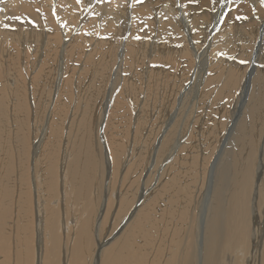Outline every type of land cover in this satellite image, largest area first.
I'll use <instances>...</instances> for the list:
<instances>
[{
    "label": "bare ground",
    "instance_id": "6f19581e",
    "mask_svg": "<svg viewBox=\"0 0 264 264\" xmlns=\"http://www.w3.org/2000/svg\"><path fill=\"white\" fill-rule=\"evenodd\" d=\"M133 1H137V0H79V2H78V0H0V67H2L3 69H7L6 71H3V72L0 71V80L3 81V87H2V89H0V112L3 110V105H4L3 103H4L5 99H7L6 98L7 95L12 98V96L10 94L13 93L18 98L16 110L18 111V113H19V111H21L23 114H25L24 98L27 99L26 98V88H27L26 85L28 84V81H30L29 82L30 86L31 85L33 86L34 84H32V81H38L40 79V77L43 76L42 74L44 72L42 74H40V73L42 71L41 69L45 65H48V67L51 66V68L54 69V70H52L53 74L50 77H52L51 79L53 81L51 80V82H53V86H55V88L53 86H51V87L53 88L54 92L57 91V98H60L62 95H64V97H62L64 99H68V97L69 98H73V96L71 95L72 93H70V91H71L70 90V87H71L70 85H72L74 83L75 79L78 76H80V73L82 71H83V73L85 72L84 71L85 69H87V71L90 70V74H88V75L92 78L97 73L95 71H92L91 66H93V65H95V66H97V65H107V64L110 65L111 64L110 65V69L107 66V68L109 70H111L112 65L116 64L115 61H117V64L120 63V65H122L123 69H124V67L125 68L128 67L130 70L128 68L127 69L130 71V73H131V68L134 67V65L136 66V62H139V64H142L143 62L147 61V64L148 63H154L155 65H160L161 64V66H160L161 68H159V66L158 67L156 66V68L153 69V70L149 69L150 67L149 68H145V70L140 71V73H136V71H135V75H133V76H132V74H130V77H129V79L127 81H125L124 79H122V81L120 80L122 83L124 81L127 84L129 82L132 83L133 82L132 80H135V81L139 80L140 82H137V83H141V86L143 87V91H144L142 93H145V97L146 98H148V94L150 93L149 91L151 90L150 89V84L154 80L164 81V82H162V83H164V86H167V83H169V82H177V81H179V83L180 82L183 83L184 81L190 80V78H189L190 76L188 77V75L190 73L193 74V72H194V78L192 77L193 80L191 81V83H192V85L198 84L199 86L200 85L202 86V87H200L201 90L199 91V95L202 96L201 98H203V96L205 95L204 91H206L208 89V87L210 85H213V84L216 85L214 87V90L209 89V90H211V92H208V93L214 94V95H216V93H217L216 97L222 98V97H224L223 96L224 92L228 90L230 92V95L228 94L229 95L228 97L229 98H231V97L233 98L234 95H236L235 93L237 91L242 92V90L244 89L243 88L244 83L246 81L250 80V72L246 73V69H248L252 65L251 64V60L253 59L254 60V64H253L254 67H256V62L258 64H260L261 67L258 66L257 67L258 69H253L252 68V70H254L255 75L252 78L253 79L252 80V85H251L252 89H251L250 94L248 96L247 104H246V106L244 108V115L241 118H237L236 117L237 121L234 123V125L235 124L236 125L234 127V130L233 129L231 130L232 133L234 131V133L231 134L232 138H230L231 139L230 144H233V146H230L228 148H224V150L221 152V154L223 155V158H222L221 162L218 163V165L215 166L216 168H215V173L213 172L214 174H212V171H211V174H210L211 166L208 167V162H206L207 165L205 163L203 165V163H202L203 170L199 172L200 174L202 173L201 174L202 175L201 176L202 180H200L202 185L200 186L201 188L199 187V189H198V191L196 193V196H195V202L198 201V204H196V205H199L198 208H197L199 210L196 212V210H195L196 208H195L194 209L195 212L193 213L194 215L196 213L195 217H197V219L194 218L193 221H195V224H196V226H195L196 227V233L195 232L194 233L196 234V237H197L198 241H197L196 245L193 244L192 242H191V244L188 245V243L185 242L187 244H182V248H177V247H180V245H181L180 240H178L176 242L173 241L174 242L173 244L175 245L176 249L174 248L175 250H173V252H171L169 260H172V261L168 262V264H176V263H179V264H219V262L221 261L220 257H222L221 255L224 252H231V250H232V246L231 245H233L235 240L242 241L243 243H248L249 241L252 242L251 245H252L254 251H253L252 255L247 253L250 256V257H248L250 261L247 264H264V248H263L264 247L263 246L264 245V209H263V211L261 210L263 212L262 213L263 214V219H260L262 217L259 214L260 212L258 211V208H257L258 205H260V203H258L259 202L258 201V197H259L260 191H261L260 182L264 181V179H263V175H264L263 174V171H264V160H263L264 159V123L263 124L260 123L261 119L263 117V114H264V113L261 114V112H260L261 110L264 109V100H263L264 99V59H263L262 64L258 62V57L263 56L262 53H260V52H264V0H224V2L222 0H145L142 4H139L141 2L138 3V1H137V3H135ZM128 4L130 5V7H128ZM223 4L225 5V8H227L226 11H223L225 8L221 7V5H223ZM162 5L164 6V8L162 7ZM45 7H47V9ZM35 8L39 11V13L38 12H34V10H36ZM223 12H225L224 18L222 17ZM128 13H131V16H130L131 18H129L127 20ZM40 16L53 17L55 19V20H53L54 24L52 23L50 18H48V19L46 18L47 22H44L45 26H43V21L41 20ZM27 17L28 18H32L33 17V19L38 23V25H36V27H34L32 25H28L26 23V21H25ZM21 19L24 20V22H22ZM82 19L85 20L86 23L88 22V24L82 26L85 23L82 22L83 23L82 24L81 22L78 21V20H82ZM29 21H31V20L29 19ZM213 21H216V23L213 22ZM77 22H78V24H76ZM79 23L82 24L81 28H80V24ZM211 24H213V26H211ZM75 28L80 29V30H77ZM76 31L77 32L79 31V32L76 34ZM259 31L261 32V34H259ZM108 33H110V34L111 33L112 34L115 33L116 35L118 33H120V34H126V36L124 35L125 39L123 41H121V42H118V38L116 39V37H115V40L113 39L114 41L113 40L111 41V40H107L108 38L104 39V38H106L105 35H107ZM129 35H131V36H129ZM133 35H137L142 40H140L139 42H136L137 41V39H136L134 41L132 39ZM210 35H212V39H211L212 42H214L216 40H221V42H223V43H221L220 41H218V42L221 43L220 44L221 45L220 48L218 47V46H220V45H218L219 43L217 44L218 46L216 44H211V45L207 44L206 47L204 46L206 44H200V43L197 44L196 41L198 39H201V41H203V40L206 41L207 37L210 36ZM110 36H112V35H110ZM200 36H203V38H201ZM258 36H259V41L256 43V38ZM121 37H122V35H121ZM230 38L231 39L234 38V40L232 39L233 42L231 44H230L231 41H229ZM159 39H162V40H159ZM250 39H253L252 42L251 41L248 42V40H250ZM64 41H69V42H64ZM237 41L241 42L239 46H237ZM260 41L262 42L261 44H259ZM171 45L177 46V47H173ZM215 45H216V47H215ZM222 45H223V47H222ZM203 46L205 48L209 47L207 61H203V60L200 59V55L203 53V50L205 49V48L204 49L202 48ZM262 46H263V48H262ZM121 47H123V49ZM229 47L238 48L239 50H243V51H245L246 49L250 50V55L251 56L249 55L250 58L248 57V59H247V63H248L247 67H240V66L236 65L235 63L228 64L230 62L226 60V57H225L224 53H225L226 48H229ZM120 48L122 50H120ZM8 50H10L9 51L10 53L8 52ZM221 51H224L223 54L222 55H218L219 53H221ZM227 53H229V52H227ZM235 56L233 58H235ZM180 59H181L182 63L186 62L187 65H186V69L180 68V72L178 71L179 74L177 76L175 74H174L175 76L170 75L172 72L171 73L169 72L170 73L169 74L168 72L164 71L165 69L162 68L163 67L162 65L165 64V65H170V66L172 65V69H173V66H176V64L177 65L179 64L178 61ZM21 61L23 62L22 66H21V63H20ZM72 63H76V64H78V66L81 65V67L79 68L80 72L78 71L79 69L74 67V66L73 67H69L70 65L71 66L73 65ZM226 64H228V67L225 66ZM95 66H94V68H95ZM179 66H180V64H179ZM97 67H99V66H97ZM167 67L168 66H166V69H167ZM195 67H196V71H195ZM94 68H93V70H94ZM100 68H101V66H100ZM100 68H97V69H100ZM102 68H101V70L104 71V68L103 69ZM121 68L119 67L118 69L120 70ZM175 69H177V68H175ZM126 70H124V71H126ZM128 70H127V72H128ZM87 71L85 73H87ZM167 71H169V70L167 69ZM170 71H172V70H170ZM49 72H48V74H49ZM195 72H196V74H195ZM25 73H27V74L30 73V74H28L26 76ZM68 73H69V75H68ZM108 73L109 72H107V75H108ZM210 73H214V77H209L207 75V74H210ZM64 75H65V77H62ZM74 75L76 76V78H75ZM112 75H114V74H112ZM116 75L119 77L120 74L118 75L116 73ZM206 75H207V77H206ZM22 76H24V77H22ZM86 77H87V75H85V78ZM145 77H146V79H145ZM91 78L89 79L88 84L85 86V89L83 90V94H82L81 87H80L81 98H83V96L87 97V98L86 97L84 98V101H86V99H87V101L84 102V104H85L84 108H86L85 113L83 112L84 113V119H83L84 122L83 123L81 122V124H82L81 128H83V130L85 129L84 133L83 132L82 133L86 134L85 135L86 137L83 136L84 138H82L81 143H79L76 147L71 146L72 148H76V151L78 153L79 149H83V146L81 148L80 144H82V145H89V144L91 145V144H93L91 146V148L89 149L90 152L88 151L89 154L87 153L89 155V157H88V163L89 164H90L89 160L93 161V163L97 162V161L100 162V160H99L100 159V157H99L100 155H98V153H100V152H98L97 141H96V144L94 143V140L92 142V138H93L94 134H93V132H92L93 135L89 134V132L91 130L89 129L90 127H88V125L91 126L89 123H92V122L89 119L91 113H90V111H87V107L92 104V99H91L92 96H91V94L96 92L95 88H93V86L91 84V83H93L91 81H93L94 79L92 80ZM102 80H104V79H102ZM117 80H119V79L117 78ZM49 81H48V83L51 84V82H49ZM120 81H118V82L120 83ZM201 81H202V84L200 83ZM94 82H95V80H94ZM96 82H97V80H96ZM112 82H113V80H112ZM81 84H82V82H81ZM106 85H108V84H106ZM171 85H173V84L171 83ZM124 86H125V84H124ZM204 86H205V88H204ZM95 87L97 88V86H95ZM156 87H157V85H156ZM193 87H191L190 90H188V91H191V93L193 91L195 93L196 90L193 89ZM36 88H37V86H36ZM162 88H161V90H164ZM179 88H180V86H179ZM182 88H183V86H182ZM77 89H79L78 86H77ZM175 89H176V87H175ZM27 90H28V88H27ZM50 90H49V92H50ZM179 90L181 91V88ZM37 91H38V89H37ZM180 91H178V92H180ZM51 92H53V91L51 90ZM154 92H153V94H154ZM140 93H141V91H140ZM165 93H166L167 98L170 97V96L167 95L168 94L167 92H165ZM109 94H111V93H109ZM73 95L75 96V94H73ZM194 95L196 96L198 94L195 93ZM113 96H111V98ZM160 96H158V98ZM75 97H74V99H75ZM149 97H150V95H149ZM176 97H178V96L176 95ZM208 97H209V95H208ZM34 98H35V96H34ZM55 98H56V96H55ZM48 99L51 100V98H49V97L47 98V100ZM88 99H91V101L88 100ZM12 100H14V99H12ZM79 100H80V98H79ZM81 100H83V99H81ZM150 100H148V102ZM154 100H156V99H154ZM154 100L152 102H154ZM105 101L107 102V100H105ZM169 101L171 102V99H169ZM106 102H104L103 104L105 105ZM120 102H122V101H120ZM128 102H130V101H128ZM209 102H210V100H209ZM155 103H156V101H155ZM10 104H12V103H10ZM109 104H110V102H109ZM120 104H122V106H124L123 103H120ZM179 104H181V99H180V103ZM57 105L58 104H56V106ZM115 105H116V103H115ZM115 105H113V107ZM119 105H116V106L119 107ZM126 105H128V104H126ZM148 105H149V103H148ZM54 106L55 105L53 104V108H54ZM63 106H65V104ZM69 106H71V105H68L67 107H69ZM110 106H112V105L110 104ZM210 106H212L211 103H210ZM49 107H50V105H49ZM74 107H75V105H74ZM118 107H116L117 109L115 108L117 111H118ZM120 107H119V112L123 110V108H122V110H120ZM144 107H145V104L142 105L139 113L136 116H134L133 118L129 117L130 120L128 122H130L131 124L134 123L136 125V122L138 123V121L140 119L139 118V114L143 113ZM61 108H62V106H61ZM64 108L62 109L63 111L60 110L61 113H60L59 116H63V112L65 113V109ZM107 108H108L107 106H103V108H101L100 112H99V114H100L99 117L103 113L108 114L107 118L105 117L106 119L105 118H104L105 120L103 119V122L105 121L104 122L105 124H103V122L101 121V117H100L99 121H101L102 124H103L101 127L102 128L104 127L102 136H104L106 138L105 141H106L107 148H108L107 152L109 150V153H107V157H105V156L104 157L106 158L107 164H109L108 160L110 161V159H111L112 164H113L112 166L114 168V166L116 164L115 163L116 162L115 161L116 152H118V151L120 152L122 150V146L121 145H123V144L121 143V145L119 146L118 149L114 148L115 144H113L114 142H112L113 141L112 138H109L110 136H108V132H110V131L107 132V128H108L109 124H112L111 126H114L115 123H113V121H112L113 120L112 117H114V116H111L112 112L114 113V111H112V109L111 110L110 109L107 110ZM191 108H193V107L191 106ZM57 110H58V108H57ZM116 110H115V113L117 112ZM78 111H79V109H78ZM209 111H211V110H209ZM46 112H47V115H48L49 112L48 111H46ZM56 112L54 111V113H56ZM119 112H118V114L121 113V112L120 113ZM115 113L113 115H115ZM195 113H197V112H195ZM68 114L70 115V113H68ZM115 116H117V115H115ZM120 116H119V118H120ZM129 116H130V114H129ZM232 116H234V114ZM52 117H53V115H52ZM70 118L71 117H69V120H70ZM122 119H124V118L122 117ZM110 120L112 121V123L110 122ZM172 120H174V119H172ZM117 121H115V122H117ZM8 122H9V120H8ZM98 122H97V124H98ZM170 123H172V121L165 125V128H166L165 130L167 132L164 134V136L163 135L161 136V134H160L161 139L159 140L160 141L159 144L162 145L163 143H166L165 146L168 147L166 149H169V152L172 153L175 149L177 150V148H176L177 145H176L175 142H172L173 136H174V131H173L174 128L172 127L169 130L170 125H171ZM49 124H51V123H49ZM117 124H118V122H117ZM217 124L221 125L220 123H217ZM127 125L129 126L128 123H127ZM173 125H175V124L173 123ZM11 126H10V128H11ZM48 126H50V125H48ZM56 127H58V125H56L54 127V129ZM121 127H122V125L119 126L118 128L121 129ZM98 128H99V125H98ZM224 128H226V124H225ZM46 129H47V127H46ZM46 129L39 127V128L35 129V132L43 134V132L46 131ZM120 129H118V130H120ZM210 129H212V128L210 127ZM36 130H38V131H36ZM48 130H50V129H48ZM112 130H116V129H112ZM208 130H209V126H208ZM54 131L56 132V130H54ZM218 131H217V133H220V131L219 132ZM226 131H228V130L226 129ZM119 132H121V131H119ZM79 133H80V129H79ZM215 134H216V132H215ZM215 134H214V136H215ZM39 136H43V135H39ZM200 136H203V135H200ZM218 137L219 136H217V138ZM46 138L48 139V136ZM120 138H122V137H120ZM217 138L216 139L212 138V139H214V142H216ZM206 139H208V138H206ZM210 139H211V137H210ZM77 140H78L77 141V143H78L79 142V138ZM259 140H260L259 146L257 147V143H258ZM119 141H121V139ZM174 141H175V139H174ZM201 142H202V140H201ZM33 144H34V141H33ZM102 144H105V143H102ZM8 145L6 144L5 138L0 135V167L2 169L6 170V171L3 172V175H0V180H1L0 181V220L3 223H4L5 209H6L4 207L6 206V203H7L6 199H7V197L9 195H12V194H10V192H11L10 187L12 185L11 178H12V175H13V173H12L13 167H12V161L8 160V157L11 154V148L8 147ZM21 145L24 147V143H22ZM125 145L126 144H124V146ZM209 145L211 146V144H209ZM101 146L105 147L104 145H101ZM197 146H199V145H197ZM212 146H213V144H212ZM212 146H211V148H212ZM64 147L69 149L68 145L67 146L64 145ZM71 147H70V150H72ZM12 148H13V146H12ZM38 148H39V142H38V144L36 143L34 145V149L35 150L38 149ZM125 148H126V146H125ZM182 148H183V146L180 149H182ZM103 149L105 150V148H103ZM186 149H188V147H186ZM83 151H84V154H86L87 150L86 151L83 150ZM133 151H135V150H133ZM183 151H184V149H183ZM194 151H195V149H194ZM199 151H200V149H199ZM14 152L15 151L13 149V153ZM102 152L104 153V151H102ZM130 152H132V151L128 150L126 152L127 153L126 154L127 158H129L128 157V153H130ZM18 153H20V152H18ZM171 153H169V154H171ZM16 154H17V152H16ZM34 154H35V157H36L37 154L35 152H34ZM78 154H80V153H78ZM20 155H23V153L21 152ZM71 155H72L71 153L70 154L68 153L67 154V158L63 159L64 163L60 166V176L58 178L59 179V183H60L59 186H61L60 194H62L65 191L66 188L64 189V187L68 185L67 184L68 182L66 183L67 185H65L66 179L68 180L70 178L69 180H71L74 183V185L76 184L77 187H78L79 182H80V181H76L75 180L76 178L74 177L75 176L74 173H76V172H75V165L73 163L74 160L73 161L69 160V156H70V159L73 158ZM126 155H124V156H126ZM175 155H176V153H175ZM63 156L61 158H63ZM73 156H74V158L77 157V156H79V158L81 157L80 155H73ZM131 156L132 155L130 154V157ZM178 156H179V154H178ZM178 156H176V157L174 156L175 159H177ZM184 156L186 158H187V156L189 157V155H184ZM193 156H196V154L195 155L193 154ZM199 156H200V153H199ZM199 156L197 155L196 157H199ZM29 157L31 158V156H29ZM35 157H34V161H35ZM51 157L54 159V155L51 156ZM85 157H87V156H85ZM14 158H16V157H14ZM193 158H195V157H192L190 159H193ZM209 158H210V156H209ZM215 158L214 159L212 158L213 159L212 161H214ZM129 159H126L125 162L126 163L130 162L131 160H129ZM190 159H189V161H190ZM200 159H202V157ZM255 159L258 161L257 162L258 163L257 166L255 165L256 162H254ZM51 160L52 159H50L49 161L50 162L54 161V160L53 161H51ZM77 160H79V159H77ZM101 161H103V160H101ZM106 161H104V162H106ZM189 161H187V162L189 163ZM210 161H211V159H210ZM50 162H47L45 164L44 169H43L44 170V172H43V180H39V185L43 188V193H47V195L52 190V188H51L52 180L51 181L49 180V176H50V173L53 174V169L51 171V163ZM174 162H176V161H174ZM174 162H172V165L170 166L171 168L170 169L168 168L169 169V174H170L171 169L174 168V165H175V168L178 167L177 166L179 164V163L177 164L178 160L176 162L177 165ZM14 163H16V162L14 161ZM85 163H87V161L83 162V164H84V167H86L85 171L86 170L88 171L89 170L88 167H90L91 165L87 166L89 164L87 163L85 165ZM183 163H185V162H183ZM154 164H156V163L154 162ZM189 164L191 166H195V164L192 165L191 162ZM96 166H99V165H96ZM101 166H105V165H101ZM33 167L34 166H32L30 164V171L31 170L33 171ZM195 167L196 168L193 167L194 171L197 170V168L199 166L196 165ZM256 167L258 168L259 173H257V178H255V182L254 183L256 184L255 185L256 189L254 191L255 187L253 188V191L255 192V194H254L252 202H251L250 201V190H249L250 189V178L252 177V175H254ZM98 168L99 167H97L96 171H98ZM107 168H109V165L107 166ZM187 168H188V166H187ZM191 168L189 167V170L187 169V172L184 171L186 173H184L183 171L181 173L180 170H179V172L178 171L177 172L181 173V175H183V177H182L183 179L185 178V176L188 179H190V178H192V176H191L192 174L190 175V177H188V176H189L190 173H193V172H190ZM208 168H209V170H208ZM72 169H73V173L71 172ZM77 169H78V166H77L76 170ZM92 169H95V168L92 167ZM92 169H91V172L94 171ZM179 169H180V167H179ZM183 170H184V167H183ZM85 171L83 170L82 172H85ZM80 173H81V171H80ZM87 173L86 174L83 173L84 175H82V174H78V175H81L80 178L83 177V176L84 177L88 176L90 178L91 177L90 171L87 172ZM172 173H174V172H172ZM38 174L36 175V177H38ZM94 174H97V173H94ZM111 174H113V173H111ZM169 174H167V175H169ZM198 175L196 177L199 178L200 175L199 176ZM30 176H31V174H30ZM33 176H35V175H33ZM104 176H106V175H104ZM57 177H58V175H57ZM169 177H170V179H169L170 183H165V184L162 183L163 184L161 186L162 188L159 191L157 190L158 191L157 195H154V194L157 193V191L154 192V190H153L152 192H154V193H153V195L151 193L152 196H151V198H149L150 202L148 204L146 203L144 205V207L147 206V205L149 206L151 204H152V206L156 207V203L159 201L160 198H163L166 195L167 191H169L170 195H171L172 192L176 193V191H172L170 193V189L173 188V190H175L176 187H174L173 185L174 184H180V183H175V182H177L176 179L179 178V177L177 176V178H176L175 174H174V176L170 174V176H168V178ZM31 178H34V177L31 176ZM92 178H94V180H95V177H92ZM35 179H37V178H35ZM35 179H33V180H35ZM194 179H195V177H194ZM4 180H7L9 182L5 181V184H3ZM180 180H182V179H180ZM180 180H179V182H180ZM22 181L24 182L25 178H22ZM30 181H31V179H30ZM183 181H182V183H183ZM196 181H197V179H196ZM110 182H111V180H110ZM198 182L199 181H197V184L199 185ZM171 183H172V185H171ZM192 183L194 184L195 182H192ZM254 183H252V185ZM39 185H38V187L37 186L35 187V192H34L35 193L34 194L35 195V199H34V197H32L33 201L32 200L30 201L31 196H30V198H28V195H26V192H25L24 189L19 190V192L21 191L22 201H23L22 204L24 206L23 208L20 209L22 216L26 215L28 213L29 209L31 210L32 203L34 204L33 205V208H34V211H35V213H34L35 219L34 220H35L36 224L32 220H30V221H32V223L35 224V225L34 224L33 225L36 227V233H37V237H38V241H37L38 245L40 244V239H41L40 235L42 234V227H46V225H47V222H45V219H43V213H42V207L43 206H42V201H41L43 199L44 200V204H45L47 198L45 196L44 197L43 196H40V197L38 196V194L40 193V192L37 193L39 191V189H40ZM195 185H193V186L195 187ZM182 186H183V184H182ZM186 186H187V184H186ZM70 188H71V186H70ZM177 188H178L177 189V191H178L179 187L177 186ZM185 188H189V187H185ZM196 188L195 189L192 188V189H194L196 191ZM180 189H182V188H180ZM76 190H77V188H76ZM80 190H82V189H80ZM73 191H72V193H75ZM180 192L182 193V191H180ZM189 192L191 193V190H189ZM15 193H17L16 190L14 191L13 194H15ZM31 193L33 194V190H32ZM67 193L68 192H66V196H67ZM108 193H110V192H108ZM142 193L143 192H141V194ZM32 194H30V195H32ZM71 194H69V196L72 197L73 195H71ZM119 194H121V193L119 192ZM169 194H168V197L170 196ZM177 194H178V192H177ZM77 195H78V193H77ZM106 195H107V193H106ZM186 195H187V192H186ZM62 196H64V193H63ZM123 196H125V195H123ZM148 196H149L148 193H147V196H146V193L141 195V200L143 201V203L145 202V200H146V198ZM16 197H14V198H16ZM71 197H68V199L70 200ZM172 197H174L173 194H172ZM190 197L194 198V192H193V196H191V194H190ZM169 198H171V197H169ZM49 199H47V200H49ZM152 199H153V201H152ZM182 199H184V198H182ZM63 200H65V199H63ZM165 200H163V201H165ZM190 200L191 199H189V201ZM13 201H16V200H13ZM61 201L62 200H60L58 202H61ZM124 202L126 203L127 201H124ZM168 202H169V200H168ZM193 202H194V199L192 200V203L191 202L190 203L193 204ZM250 202L252 204L251 206H249ZM143 203L141 205H143ZM91 205H92V203H91ZM157 205H158V203H157ZM180 205H181V203H180ZM131 206H133V205H131ZM189 206H186V207H189ZM192 206H194V204ZM59 207H60V205H59ZM61 207H63V206H61ZM186 207H183V208H186ZM194 207H192V208H194ZM45 208H46V206H45ZM183 208H181V209H183ZM49 209H52V208H47V211H46L47 215H51V214L54 215L53 214L54 210L52 211V210H49ZM129 209H130V207H129ZM162 210H165V209H163V207H162ZM186 210H187V208H186ZM254 210H256V211H254ZM149 211H150V207L146 208V212H149ZM165 212H167V211H165ZM188 212H190V211H188ZM30 213H32V212H30ZM139 213H141V212H139ZM135 214H136V212H135ZM249 214L250 215L252 214V217H251V220L253 222V224H252L253 225V229L251 230L252 232L250 231L251 222L249 224V216H250ZM61 215H64V214H61ZM182 215H184V214L182 213ZM31 216H32V214H31ZM57 216L58 215H56L55 217H57ZM175 216H177V219L179 218L178 215H175ZM30 217L28 219H30ZM151 217H154V216H151ZM51 218H52V216H51ZM156 218L157 217H155V219ZM53 219L56 220L55 218H53ZM76 219H78V218H76ZM162 219L165 221L167 218L165 219L164 216L162 215ZM184 219H186L184 216H180V219H178V222L185 221ZM46 221H47V218H46ZM51 222H52V220H51ZM60 222H63V221L60 220ZM66 222H63V224L60 225L61 227H59V228H62V230L64 231L63 233H68L69 230L71 229V227L74 226V225L72 226L69 222H68L69 224L66 223ZM128 222H129V220H128ZM157 222H158V219H157ZM166 222H168V221H165L164 223H166ZM30 223L28 222L26 225H24V223H23V226H25L28 229V226H29ZM56 223H58V222H56ZM173 224L174 223H172V225ZM190 224H191V221H190ZM48 225H50V223ZM193 225H194V223H193ZM1 226H4V225H1ZM23 226H22V228H24ZM34 226H33V229H34ZM259 226H262V227H259ZM180 227H182L181 224H180ZM180 227L179 226L175 227L176 229H174V230L176 231ZM248 227H250L249 231H248ZM51 228H52V226H51ZM127 228H128V226H127ZM47 229H48V227H47ZM164 229H166V228H164ZM32 231H34V230H32ZM122 231H121V233H122ZM128 231H129V228L126 230L125 233L121 234L119 232L120 233L119 238L117 236V238L119 239V244L116 245V242H115L114 247H113V253L112 254H107L105 256V259L102 258L103 259L102 260L103 264H105V263L106 264H131L132 263V261H130L131 256H129V255L126 256L128 251L124 252V250H123L124 249V247H123L124 245H126L127 248L130 247L128 240H126L125 238H130L131 237L132 230L129 231V232ZM162 231H163V229H162ZM186 231H188V230H186ZM23 232H25V230ZM46 232L47 231H45V233ZM51 232L53 234L52 230H51ZM171 232H173V231H171ZM260 232L262 233L261 235H260ZM178 233H180V232H178ZM251 234H253V235L250 236ZM121 235H123L124 238ZM10 238H12V237H10ZM187 238H189V236H186V239ZM103 242H105V241H103ZM106 243H108V242H106ZM23 244H25V243H23ZM187 245L190 246V247H189V249L186 250V246ZM103 246H106V245L103 244ZM195 246H196V248H195ZM104 249H102V250H104ZM237 249H239V248L237 247ZM180 250H182V251H180ZM40 251H41V249H40ZM40 251H39V255H38V259H37L38 261H37L36 264H40V262H39V260H41L40 259ZM249 251L250 250H248V252ZM238 252H240V251L238 250ZM167 253H168V251H167ZM18 254H20V253L18 252ZM229 255H231V254H229ZM96 256H94V257H96ZM125 256H126V258H125ZM167 257H169V256H167ZM231 258L232 257H230V259ZM93 259H95V258H93ZM164 259H165V257H164ZM178 260H179V262H178ZM92 261H94V260H92ZM64 262H66V261L64 260ZM242 263L246 264V261L243 260ZM66 264H68V263L66 262ZM240 264H241V262H240Z\"/></svg>",
    "mask_w": 264,
    "mask_h": 264
},
{
    "label": "rangeland",
    "instance_id": "374dc122",
    "mask_svg": "<svg viewBox=\"0 0 264 264\" xmlns=\"http://www.w3.org/2000/svg\"><path fill=\"white\" fill-rule=\"evenodd\" d=\"M137 1H138V3L141 2L139 4H142L145 0H137ZM137 1H133V2L137 3ZM222 1L224 2V0H222ZM163 5H162V7L164 8ZM128 7H130L129 4H128ZM221 7L225 8V5L223 4V5H221ZM45 8L47 9V7H45ZM226 10H227V8H225L223 11H226ZM34 12H38L39 13V11L37 9L34 10ZM224 15H225V12H223V14H222L223 18H224ZM130 16H131V13H128L127 20L129 18H131ZM27 18H26L25 21H26V23L28 25H32L34 27H36V25H38V23L33 19V17L32 18H28V19ZM40 18L43 21V26H45L44 22H47L48 18H50V20L54 24L53 20H55V19L53 17L40 16ZM29 19L31 21H29ZM78 21L81 22V23L82 22L85 23V24L82 23L83 25L81 23H79L80 24V28L82 26L88 24V22L86 23L85 20H83V19L82 20H78ZM22 22H24V20H22ZM213 22L216 23V21H213ZM76 24H78V22ZM211 26H213V24H211ZM75 29H77V28H75ZM77 30H80V29H77ZM78 32L76 31V34ZM259 34H261L260 31H259ZM110 35H112V36H110ZM121 35H122V37H121ZM124 35L126 36V34L118 33L116 35L115 33H113V34L112 33L111 34L108 33L107 35H105L106 38H104V39L108 38L107 40H111L112 41L113 39L115 40V37H116V39L118 38V42H121V41H123L125 39ZM129 36H131V35H129ZM200 37L203 38V36H200ZM208 37H207L206 41L205 40L201 41V39H198L196 41L197 44L198 43L206 44V45H204L206 47L207 44H210V45L211 44H216L217 45L219 43L218 45H220L221 43H223V42H221V40H216V41L212 42L211 41L212 35H210ZM132 39L134 41L137 39L136 42H139L140 40H142L137 35H133ZM232 39L234 40V38H232ZM232 39L230 38V40H229V41H231L230 44L233 42ZM159 40H162V39H159ZM252 40L253 39H250V40H248V42L249 41L252 42ZM69 41H64V42H69ZM218 41H220L221 43L218 42ZM258 41H259V36L256 38V43ZM240 43H241L240 41H237V46H239ZM261 43L262 42L260 41L259 44H261ZM216 45H215V47H216ZM171 46H173V45H171ZM204 46L202 47L203 49L205 48ZM173 47H177V46H173ZM218 47L220 48L221 45L218 46ZM222 47H223V45H222ZM121 48L123 49V47H121ZM121 48H120V50H122ZM262 48H263V46H262ZM9 51L10 50H8V52ZM208 51H209V47H207V48H205L203 50V53L200 55V59L201 60L207 61V59H208ZM226 51L229 52V53H227ZM223 52L224 51H221V53H219L218 55H222ZM260 53H262L263 56L258 57V62L262 64L263 59H264V52H260ZM224 55L226 57V60L230 62L228 64L235 63L236 65H238L240 67H247V64H248L247 63V59H248V57L250 55V50L246 49L245 51H243V50H239L238 48L229 47V48H226ZM234 56H235V58H233ZM180 61H181V59L178 61L180 66H179V64L178 65L176 64V66H173V69H172V65L170 66V65H165V64L162 65L163 66L162 68L165 69L164 71H166L168 73L172 72L171 74L169 73L170 75H172V76L176 75L177 76L179 74V72H180V68L186 69V65H187L186 62H184L185 63L184 64V63H182V61L181 62ZM20 63H21V66H22L23 62L21 61ZM115 63L117 64V61H115ZM72 64L73 65L72 66L70 65L69 67H73L74 66V67H76L78 69L81 67V65L78 66V64H76V63H72ZM116 64L112 65L111 70H109L111 64L110 65L109 64H107V65H97L99 67H97L95 65L91 66L92 71H95L97 73L94 76L95 78L94 77L91 78L88 75V74H90V70L87 71V69L84 70L85 72L87 71V73H85V72L83 73V71L81 70L82 72L80 73V76H78L77 78L74 75L76 79H75L74 83L72 85H70L71 86L70 87V90H71L70 93H72L71 95L73 96V98H69L68 97V99L62 98V97H64V95H62L60 98H57V91L54 92L53 88L51 87V86H53V82H51V80H52L51 78L52 77H50V76H52V74H53L52 70H54V69L51 68V66L48 67V65L43 66V68L41 69L42 71H41L40 74H42L43 72L45 74L43 73L42 74L43 76L40 77V79L38 81H32V84H34L33 86L32 85L30 86V83H29L30 81H28L29 85L28 84L26 85L28 90L26 88V98L27 99L24 98L25 114H23L21 111H19V113H18V111L16 110L18 98L13 93L10 94L12 96V98L7 95V97H6L7 99H5V101L3 103L4 104L3 105V110L0 112V135L5 138L6 144L7 145L9 144L8 147L11 148V154L8 157V160L12 161V167H13L12 173H13V175H12V178H11L12 185L10 187V190H11L10 194H12V195H9L7 197V199H6L7 203H6V206L4 207V208L7 209V210L5 209L4 223L0 220V264H28V263L29 264H34V263L36 264L37 261H38L37 259H38V255H39L40 249H41V251H40V259L41 260H39L40 264H66V262L68 264H92V263L93 264H97L98 262H99L98 264H103L102 260L105 259V256L107 254H112L113 253V247H114L115 242H116V245L119 244V239L118 238H119V235H120L121 231L123 230L122 233H125L128 228H129V231L132 230L131 237L130 238H125V239L128 240L129 245H130L131 248L130 247L127 248L126 245H124L123 246L124 247L123 250H124V252L128 251L127 254L126 253L125 254H126V256L127 255L131 256L130 261H132L133 264H141V263L142 264H168V262L172 261V260H169L171 252H173V250L176 249L175 245L173 244L174 242L180 240L181 245H180V247H177V248H182V244H187L188 243V245H189V244H191V242L196 245L198 239H197L196 234H195L196 233V227H195L196 224H195V221H193V220H194V218L197 219V217H195L196 213H195V215L193 213L195 212V210H196V212L199 210V209H197L199 205H196V204H198V201L195 202L196 193H197L199 187L202 185V183L200 181V180H202V178H201V176H202L201 174L202 173L200 174L199 172L203 170L204 163L207 165L206 162H208V167L211 166L210 174H211V171H212V174H214L215 173V168H216L215 166L218 165V163H220L222 158H223V155L221 154V152L224 150V148H228L230 146H233V144H230V142H231L230 138H232L231 134H233L234 131L232 133L231 130L232 129L234 130V127L236 125V124L234 125V123L237 121L236 117L237 118H241L244 115V108H245V106L247 104V99H248V96H249L250 91L252 89V87H251L252 80H253L252 78L255 75L254 70H252V68L253 69H258L257 67L260 66V64H258L256 62V67H254V65H253L254 64V60L253 59L251 60V64L252 65L248 69H246V73L250 72V80H248V81H246L244 83V85H243L244 89L242 90V92L237 91L235 93L236 95H234L233 98L232 97L231 98L228 97L230 95V92L228 90L224 92V94H223L224 97H222V98L216 97L217 93H216V95L208 93V92H211V90H214V87L216 86L215 84L210 85L208 87V89L206 91H204L205 95L203 96V98H201L202 96L199 95V91L201 90L200 87H202V86L201 85L199 86L198 84L192 85V83H191V81L194 78V72H193V74L190 73L191 75L190 74L188 75V77L190 76L189 77L190 80L184 81L183 83H181V82L179 83V81H177V82H169V83H167V86H164V83H162L164 81L154 80L155 82L153 81L150 84V89L151 90L149 91L150 93L148 94V98H146L145 97V93H142L144 91H143V87L141 86V83H137V82H140L139 80L138 81L137 80L136 81L132 80L133 82L132 83L129 82L128 84L126 82H124V81L122 83L121 81H122V79L127 81L129 79V77H130V74H132V76L135 75V71H136V73H140V71H143V70H145V68H149V67H150L149 69H152V70L155 69L156 66L157 67L159 66V68H161L160 67L161 64L160 65H155L154 63H148L147 64V61L143 62L142 64H139V62H136V66L134 65V67L131 68V73H130V71H129L130 69L128 67H126V68L124 67V69H123V67H122V65H120V63L117 64V65ZM228 64H226L225 66L228 67ZM94 66H95V68H94ZM100 66H101V68L104 66L103 67L104 71L101 70ZM107 66H108L109 69L107 68ZM166 66H168V67L170 66L169 67L170 69L167 67V69L169 71H167ZM119 67L120 68L122 67L120 69L122 72L118 69ZM93 68H94V70H93ZM97 68H100V69H97ZM175 68H177L178 70L175 69ZM126 69L128 70V72H127ZM6 70L7 69H3L2 67H0V71L1 72L6 71ZM124 70H126V71H124ZM170 70H172V71H170ZM78 71L80 72V69ZM195 71H196V67H195ZM48 72H49V74H48ZM107 72H109L108 75H107ZM116 73L118 75L120 74L119 77L116 75ZM25 74L27 76L30 73H28V74L25 73ZM112 74H114L115 76L112 75ZM195 74H196V72H195ZM68 75H69V73H68ZM85 75H87L88 78L87 77L85 78ZM207 75L209 77H214V73H210V74H207ZM207 75H206V77H207ZM22 77H24V76H22ZM62 77H65V75L62 76ZM146 77H145V79H146ZM90 78L92 80L93 79L95 80V82H94V80L91 81V82H93L91 84H92L93 88H95L96 92L91 94V96H92V98H91L92 99V104L87 107V111H90V113H91L89 119L92 122V123H89L91 126L88 125V127H90L89 129L91 130L90 131L91 133L89 132V134H91V135L94 134L93 138H92V142L94 140V143L96 144V141H97V145L98 146L97 145L96 146L98 148V152H100V153H98V155H100L99 156L100 157V159H99L100 162L97 161V162L93 163V161L89 160V162H90V164H89L88 163V157H89L88 151L90 152L89 149L91 148V146L93 144H91V145L90 144L89 145L80 144L81 148L83 146V149H79L78 150V153H80V154L77 153L76 148H72L71 146L76 147L79 143H81L82 138H84L83 136L86 135V134H83L85 129L83 130V128H81V125H82L81 122L82 123L84 122L83 119H84V113H85V110H86V108H84L85 107L84 102H86L87 99H86V101H84V98L86 96L85 97L83 96V98H81L80 87H81V91H82V94H83V90L85 89V86L88 84ZM117 78L119 80H117ZM102 79H104V80H102ZM96 80H97V82H96ZM112 80H113V82H112ZM48 81L51 82V84H49ZM118 81H120V83ZM202 81L200 82L201 84H202ZM81 82H82V84H81ZM171 83L173 85H171ZM106 84H108V85H106ZM124 84H125V86H124ZM94 85L97 86V88ZM156 85H157V87H156ZM36 86H37V88H36ZM77 86H78L79 89H77ZM179 86L181 88V91L179 90L180 89ZM182 86H183V88H182ZM205 86H204V88H205ZM2 87H3V81L0 80V89H2ZM53 87L55 88V86H53ZM160 87L161 88L163 87L162 89H164V90H161ZM175 87H176V89H175ZM191 87H193V89L196 90L195 93L198 94V95L195 96L194 95L195 93L193 91H192L193 94L191 93V91H188V90H190ZM37 89H38V91H37ZM50 89L53 92H51ZM209 89H211V90H209ZM49 90H50V92H49ZM140 91H141V93H140ZM178 91H180V92H178ZM153 92H154V94H153ZM165 92H167V93L169 92L170 93V94L168 93L167 95L170 96L168 98L171 99V102L167 98ZM109 93H111V94H109ZM73 94H75L76 97ZM149 95H150V97H149ZM176 95L178 97H176ZM208 95H209V97H208ZM34 96H35V98H34ZM55 96H56V98H55ZM111 96H113V97L111 98ZM158 96H160V97L158 98ZM46 97L47 98L48 97L51 98V100L50 99L47 100ZM74 97H75V99H74ZM79 98H80V100H79ZM12 99H14V100H12ZM81 99H83V100H81ZM91 99H88V100L91 101ZM154 99H156V100H154ZM180 99H181V104H179L180 103ZM208 99L210 100V102H209ZM105 100H107V102ZM148 100H150V101L148 102ZM153 100H154V102H152ZM120 101H122V102H120ZM128 101H130V102H128ZM155 101H156V103H155ZM104 102H106L105 105L103 104ZM109 102H110V104L112 106H110ZM10 103H12V104H10ZM63 103L65 104V106H63L64 105ZM115 103H116V105H119L120 103H123L124 106H122V104L119 105V107L121 106L120 110H122V108H123V110L120 111L121 113L119 112V107L116 106ZM148 103H149V105H148ZM210 103H211L212 106H210ZM53 104L55 105L54 106L55 109L53 108ZM56 104H58V105L56 106ZM126 104H128V105H126ZM143 104H145L144 111H143L142 114H139V118L140 119H139L138 123L136 122V125H135L134 123L131 124L130 122H128L131 117L133 118L134 116H136L139 113V111H140V109H141ZM240 104L242 106L243 105L244 106L242 107ZM49 105H50V107H49ZM68 105H71V106L67 107ZM74 105H75V107H74ZM113 105L118 107V111L116 110L117 108L115 106L113 107ZM61 106H62V108H61ZM103 106H107L108 107L107 110L108 109H110V110L112 109V111H114V113H115V110L117 111L115 113V115H117V116L113 115L114 114L113 112H112L111 116H114V117H112L113 118V120H112L113 123H115V125H116L117 122H118V124L116 126L114 124H113L114 126H111L112 124H109V126L107 128V132L110 131V132H108V136H110L109 138H112V140H113L112 142H114L113 144H115L114 148L118 149L119 146L121 145V143L123 144V145H121L122 146V150L120 152L119 151L116 152V158H115V161H116L115 163L116 164H115L114 168L112 166L113 164H112L111 159H110V161L108 160L109 164H107V161H106V158H105V157H107V153H109V150L107 152L108 148H107V144H106V141H105L106 138L104 136H102L104 127L102 128L101 126L103 124H105L104 123L105 121L103 122V119L105 117L107 118L108 114L103 113L100 116L101 117V121L103 122V124H102V122L99 121V119H100L99 112H100V109L103 108ZM191 106L193 108H191ZM57 108H58L59 111L57 110ZM63 108L65 109V113L63 112V116H59L60 113H61L60 110L63 111L62 110ZM78 109H79V111H78ZM209 110H211V111H209ZM46 111L49 112L48 115H47ZM54 111L55 112L57 111V112L54 113ZM118 112L120 114H118ZM195 112H197V113H195ZM260 112H261V114H263L264 113V109L261 110ZM68 113H70V115ZM129 114H130V116H129ZM233 114H234V116H232ZM52 115H53V117H52ZM119 116H120V118H119ZM69 117H71L70 118L71 121L69 120ZM122 117L124 119H122ZM172 119H174V120H172ZM8 120H9V122H8ZM114 120L115 121L118 120V121L115 122ZM263 120H264V114H263V117H262L261 122H260L261 124L264 123ZM112 121L110 120L111 123H112ZM171 121H172V123H170V124L172 126L170 125L169 130L173 127L174 128V130H173L174 131V136H175V137L173 136L172 142H175L176 145H177V147H176L177 150L179 149L178 151L175 149L172 152L173 154L171 152H169V149H166V148H168L167 146H165L166 143H163L162 145L159 144L160 143L159 140L161 139V136L162 135L164 136V134L167 132L165 130L166 129L165 125L168 124ZM48 122L51 123V124H49ZM97 122H98V124H97ZM127 123L129 124V126L127 125ZM173 123L175 125H173ZM217 123H220L221 125H218ZM225 124H226V128H224ZM48 125H50V126H48ZM56 125H58V127H56L54 129V127ZM98 125H99V128H98ZM121 125H122L121 129L118 128ZM10 126H11V128H10ZM38 126L40 128H44V129H46V127H47V129H46V131L43 132V134L37 133V132H35V129L39 128ZM208 126H209V130H208ZM110 127L112 129H116V130H112ZM210 127L212 129H210ZM48 129H50V130H48ZM79 129H80V133H79ZM118 129H120V130H118ZM226 129L228 131H226ZM54 130H56V132ZM218 130L220 131V133H217ZM36 131H38V130H36ZM119 131H121V132H119ZM92 132H93V134H92ZM215 132H216V134H215ZM160 134H161V136H160ZM214 134H215V136H214ZM39 135H43V136H39ZM200 135H203V136H200ZM47 136H48V139L46 138ZM217 136H219V137L217 138ZM77 137L79 138V142L78 143H77V141H78ZM120 137H122V138H120ZM210 137H211V139H210ZM206 138H208V139H206ZM212 138H214V139L217 138L216 142H214V139H212ZM120 139H121V141H119ZM174 139H175V141H174ZM200 139L202 140V142H201ZM115 140L118 143L119 142L120 143L118 144ZM33 141H34V144H33ZM38 142H39V148L35 150L34 149V145L36 143L38 144ZM259 142H260V140L257 143V147L259 146ZM22 143H24V147L21 145ZM102 143H105V144H102ZM124 144H126L125 145L126 148H125ZM209 144H211V146L213 144L212 148H211V146ZM64 145H66V146L68 145L69 149L64 147ZM101 145H104L105 147H102ZM197 145H199L200 147L197 146ZM12 146H13V148H12ZM178 146L180 148L183 146V148L180 149ZM70 147H71L72 150H70ZM186 147H188V149H186ZM103 148H105L106 151ZM13 149L15 151L14 153H13ZM183 149H184V151H183ZM194 149H195V151H194ZM199 149H200V151H199ZM83 150H85V151L87 150L86 154L87 153L88 154L87 155L84 154ZM128 150L132 151V152L128 153V157L130 159L127 158V155H126L127 154L126 152ZM133 150H135V151H133ZM102 151H104L105 154ZM16 152H17V154H16ZM18 152H20V153H18ZM21 152L23 153V155H20ZM34 152L37 154L36 157H35ZM174 152L176 153V155H175ZM68 153L69 154L71 153L72 154L71 156L73 158H74L73 155H80L81 156L80 158H79V156H77L74 159L72 157H71L72 159H70V156H69V160H71V161L74 160L73 163L75 165V172H76V173H74L75 174L74 177L76 178L75 180L76 181H80V182H79V185L77 187L76 184L74 185V183L71 180H69L70 178L68 180L66 179L65 185H67V184L68 185L64 187V189L65 188L66 189L63 192L64 196H62L63 193L60 194L61 186H59L60 183H59V179L58 178L60 176V166L64 163L63 159L67 158V154ZM169 153H171V154H169ZM199 153H200V156H199ZM130 154L132 155L131 157L133 159L130 157ZM178 154H179V156H178ZM193 154L194 155L196 154V156L198 155L199 157L193 156ZM53 155H54V159L51 157ZM124 155H126V156H124ZM184 155H189V157L187 156L188 159ZM29 156H31V158ZM62 156H63V158H61ZM85 156H87V157H85ZM174 156L175 157L178 156L177 159H175ZM209 156H210V158H209ZM14 157H16V158H14ZM34 157H35V161H34ZM192 157H195V158L190 159ZM201 157H202V159H200ZM125 158L129 159L131 161L126 163L125 162L126 161ZM212 158L213 159L215 158V160L212 161L213 160ZM50 159H52L51 161H53V160L54 161L50 162L49 161ZM77 159H79V160H77ZM189 159H190V161H189ZM210 159H211V161H210ZM101 160H103V161H101ZM177 160H178V162H177ZM255 160H254V162H256L255 165L257 166L258 165V163H257L258 161L257 160L255 161ZM14 161L16 163H14ZM85 161H87V163L89 164L87 166L91 165L90 167H88V169H89L88 171L87 170L85 171L86 167H84V164H83V162H85ZM104 161H106V162H104ZM174 161H176L177 164L178 163L179 164L177 165L176 162H174ZM187 161H189V163L191 162L192 165L195 164V166L196 165L199 166L197 168V170L194 171V168H196V167L195 166H191ZM47 162L51 163V171L53 169V174L50 173V176H49V180L50 181L52 180V182H51L52 190L48 194L49 196L47 195V193H43V188L39 185V180H43V172H44L43 169H44L45 164ZM154 162L156 164H154ZM172 162H174L178 167L176 166L177 168H175V165H174V168L172 167L173 169H171L170 174L173 175V176L175 174L176 178L178 176L180 179H182V180H180L179 178H177L176 179L177 182H175V183H180L181 185L180 184H174L173 186L176 187V189L175 190H173V188L170 189V193L172 191H176V193L172 192L171 195H170L169 191H167L168 193L166 192V195L163 198H160L159 201L157 202L158 205L156 203V207L152 206V204L149 205V206L147 205V206L144 207V205L146 203L148 204L150 202L149 198H151V196L153 195V193L155 191H157V190L159 191L162 188L161 186L163 184L170 183V180H169L170 177L168 178V176H170L169 169L171 168L170 166L172 165ZM183 162H185V163H183ZM29 163L32 166H34L33 167V171L32 170L30 171V164ZM87 163H85V165ZM202 163H203V165H202ZM96 165H99V166H96ZM101 165H105V166H101ZM108 165H109V168H107ZM77 166H78V169L76 170ZM187 166H188V168H187ZM92 167H94L95 169H92ZM97 167H99L98 171H96ZM179 167H180V169H179ZM183 167H184V170H183ZM189 167L190 168L192 167L190 172H193V173L189 172L190 174L188 173L189 174L188 177H190V175L192 174L191 175L192 178L188 179L185 176V178L183 179L182 178L183 175H181V173H182V171L183 172L184 171L187 172V169L189 170ZM82 169L86 173L90 171L91 177L89 178L88 176L87 177L83 176V177H81L82 178L81 179L80 178L81 175H78V174H82V175L86 174L85 172H82L83 171ZM91 169L94 170V171L91 172ZM179 170H180L181 173H178ZM208 170H209V168H208ZM4 171H6V170L2 169L0 167V175H3ZM80 171H81V173H80ZM71 172L73 173V169H72ZM172 172H174V173H172ZM186 172H184V173H186ZM29 173L34 178H31ZM36 173L38 174V177H36V175H37ZM94 173H97V174H94ZM111 173H113V174H111ZM197 173L200 175V177H199L200 179L198 177H196L198 175ZM257 173H259V171H258V168L256 167L254 175H252V177L250 178V189L249 190H250V201L251 202H252L253 196L255 194L254 191L256 189V186H255L256 184L254 182H255V178H257ZM167 174H169V175H167ZM263 174H264V171H263ZM33 175H35V176H33ZM57 175H58V177H57ZM104 175H106V176H104ZM193 176L195 177V179H194ZM92 177H95V180ZM22 178H25L24 182L22 181ZM35 178H37V179H35ZM30 179H31V181H30ZM33 179H35V180H33ZM178 179L180 180V182H179ZM196 179H197V181H199L198 182L199 185L197 184ZM263 179H264V175H263ZM110 180H111V182H110ZM5 181H7V180H4L3 184H5ZM182 181H183V183H182ZM189 181L191 183L192 182H195V183L191 184ZM7 182H9V181H7ZM252 183H254V184L252 185ZM182 184H183V186H182ZM186 184H187V186H186ZM260 184H261V186H260L261 187V191H260V195L258 197V201H259L258 203H260V205H258L257 208H258V211L260 212L259 214L262 217L260 219H263V214H262L263 212L262 211L264 209V204H263L264 203V181L260 182ZM38 185L40 186V189L37 192V193L40 192L38 194V196L39 197L40 196H43V197L45 196L47 199H49V198L51 199V200L50 199L49 200L46 199V203L45 204H44V200L43 199L41 200L42 201V206H43V207L41 206L42 207V213H43V219H45V222H47L46 227H42V234L40 235L41 236V239H40V244L41 245L40 244L38 245V242H37L38 241V237H37V233H36V227L34 226L36 224L35 220H34L35 219V217H34L35 211H34V208H33L34 204L32 203V208H31L32 211L29 209L28 213L26 215L22 216L20 209L23 208L24 206L22 204L23 201H22L21 191L19 192V190L24 189L25 192H26V195H28V198H30V196H31L30 201L31 200L33 201L32 197H34V199H35V195H34L35 194L34 193L35 192V187L36 186L38 187ZM171 185H172V183H171ZM193 185H195V187ZM70 186H71V188H70ZM177 186L179 187L178 191H177V189H178ZM185 187H189V188H185ZM76 188H77V190H76ZM180 188H182L183 190L180 189ZM192 188H194V189L196 188V191L194 189H192ZM253 188H254V191H253ZM31 189L33 190V194L31 193L32 192ZM80 189H82V190H80ZM15 190L17 192V193H15L16 195L13 194ZM153 190H154V192H152ZM189 190H191V193L189 192ZM72 191L75 192V193H72ZM140 191L143 192L142 194L146 193V196H147V193L149 195L146 198L144 203L141 200V195L142 194H141ZM158 191L154 195H157ZM180 191H182V193ZM66 192H68L67 196H66ZM108 192H110V193H108ZM119 192L121 194H119ZM177 192H178V194H177ZM186 192H187V195H186ZM193 192H194V198L190 197V194H191V196H193ZM77 193H78V195H77ZM106 193H107V195H106ZM151 193H152V195H151ZM30 194H32L33 196L30 195ZM69 194H71L73 196L71 197V196H69ZM168 194L170 195L169 197H171V198L168 197ZM172 194H173L174 197H172ZM123 195H125V196H123ZM60 196L63 199H65V200H63ZM14 197H16V198H14ZM68 197H71L72 199L70 198V200H69ZM182 198H184V199H182ZM59 199L62 200V201L58 202V201H60ZM189 199H191V200L189 201ZM193 199H194V202H195V203L193 202L195 207L192 206L193 204H191ZM13 200H16V201H13ZM163 200H165V201H163ZM168 200H169V202H168ZM124 201H127V202L125 203ZM152 201H153V199H152ZM251 202L249 203V206L252 205ZM91 203H92V205H91ZM142 203H143V205H141ZM180 203H181V205H180ZM59 205H60V207H59ZM131 205H133V206H131ZM45 206H46V208H45ZM61 206H63V207H61ZM186 206H189V207H186ZM129 207H130V209H129ZM148 207H150V211L146 212V208H148ZM162 207L165 210H162ZM183 207H186L187 210H186V208H183ZM192 207H194V208H192ZM47 208H52V209H49V210H52V211L54 210L53 211L54 213L52 212L54 215H52V214L51 215H47V212H46ZM181 208H183V209H181ZM165 211H167V212H165ZM188 211H190V212H188ZM254 211H256V210H254ZM30 212H32V213H30ZM135 212H136V214H135ZM139 212H141V213H139ZM182 213L184 215H182ZM31 214H32V216H31ZM61 214H64V215H61ZM56 215H58V216L55 217ZM162 215L164 216L165 219L167 218L165 221H168V222L164 223L165 221L162 219ZM175 215L179 216L178 219H180V216H184L186 218V219H184L186 222L185 221L178 222L177 216H175ZM51 216H52V218H51ZM151 216H154V217H151ZM29 217H30V219H28ZM155 217H157V218L155 219ZM251 217H252V214L249 216V224L251 222V228L248 227V231H249V228H250V231L253 229V225H252L253 222L251 220ZM46 218H47V221H46ZM53 218H55L56 220H54ZM76 218H78V219H76ZM157 219H158V222H157ZM30 220H32L35 224L32 223V221H30ZM51 220H52V222H51ZM60 220H62L63 222L67 221L66 223L69 222L72 226L74 225L75 227L74 226L71 227V229L69 230L68 233H63L64 231L62 230V228H59V227H61L60 225L63 224V222H60ZM128 220H129V222H128ZM189 220L191 221V224H190ZM28 222L29 223L31 222L32 224L30 223L29 226H28V229H27L25 226H23V223H24V225H26ZM48 222L50 223V225H48L49 224ZM56 222H58V223H56ZM172 223H174V224L172 225ZM193 223H194V225H193ZM180 224H181L182 227H180ZM1 225H4V226H1ZM22 226L24 228H22ZM33 226H34V229H33ZM51 226H52V228H51ZM127 226H128V228H127ZM178 226L180 227V228H178L179 231L178 230L175 231L174 230V229H176L175 227H178ZM47 227H48V229H47ZM160 227L163 229V231H162V229ZM259 227H262V226H259ZM164 228H166V229H164ZM24 230H25V232H23ZM32 230H34V231H32ZM51 230L53 231V234H52ZM186 230H188V231H186ZM45 231H47V232L45 233ZM171 231H173V232H171ZM178 232H180V233H178ZM261 234L262 233L260 232V235ZM252 235L253 234H251L250 236H252ZM117 236H118V238H117ZM121 236L124 238L123 235H121ZM186 236H189V238L186 239ZM10 237H12V238H10ZM103 241H105V242H103ZM106 242H108V243H106ZM185 242H187V243H185ZM23 243H25V244H23ZM103 244H105L106 246H103ZM251 244H252V242H250V241L248 243H243L242 241L235 240L233 245H231L232 246L231 252H224L221 255L222 257H220L221 261L219 262V264H240V262H241V264H243L242 263L243 260L246 261V264H247L250 261L249 258H248L250 256L248 254L252 255L253 251H254V249H253ZM188 245L186 246V250L189 249V247H190ZM237 247L239 249H237ZM195 248H196V246H195ZM102 249H104V250H102ZM238 250L240 252H238ZM248 250H250V251L248 252ZM167 251H168V253H167ZM180 251H182V250H180ZM18 252L20 254H18ZM229 254H231V255H229ZM94 256H96V257H94ZM126 256H125V258H126ZM167 256H169V257H167ZM164 257H165V259H164ZM230 257H232V258L230 259ZM93 258H95V259H93ZM64 260L66 262H64ZM92 260H94V261H92ZM178 262H179V260H178ZM176 264H179V263H176Z\"/></svg>",
    "mask_w": 264,
    "mask_h": 264
},
{
    "label": "snow or ice",
    "instance_id": "6c2138e0",
    "mask_svg": "<svg viewBox=\"0 0 264 264\" xmlns=\"http://www.w3.org/2000/svg\"><path fill=\"white\" fill-rule=\"evenodd\" d=\"M78 2H79V0H78Z\"/></svg>",
    "mask_w": 264,
    "mask_h": 264
}]
</instances>
